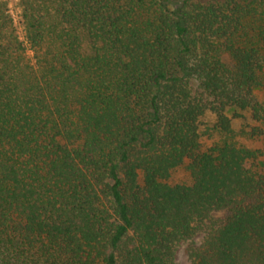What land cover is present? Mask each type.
Here are the masks:
<instances>
[{
  "label": "trees",
  "instance_id": "16d2710c",
  "mask_svg": "<svg viewBox=\"0 0 264 264\" xmlns=\"http://www.w3.org/2000/svg\"><path fill=\"white\" fill-rule=\"evenodd\" d=\"M18 5L20 32L0 0V264H175L197 234L190 264H264V172L226 114L264 124V0Z\"/></svg>",
  "mask_w": 264,
  "mask_h": 264
},
{
  "label": "rangeland",
  "instance_id": "374dc122",
  "mask_svg": "<svg viewBox=\"0 0 264 264\" xmlns=\"http://www.w3.org/2000/svg\"><path fill=\"white\" fill-rule=\"evenodd\" d=\"M206 1V0H205ZM9 11L15 21L18 31H21L20 20V8L18 5V0H7ZM264 79V73H263ZM192 92L198 94L196 83L191 82ZM255 94L258 100L264 103V82L260 88L255 90ZM227 116L231 118V127L237 133V140L240 144L248 147L251 150H255L258 155L257 160V170L264 172V124L253 120L248 112H243L242 116L234 117L233 110L226 112ZM217 117L211 112L207 111L205 115L200 119V131H202L205 136L203 139V148L209 146L212 142L218 139L220 136L218 131L214 129L216 125ZM242 131L249 134L242 136L240 134ZM255 133V134H254ZM253 134V135H252ZM186 162L180 167L171 171L170 177L167 182L170 184H182L189 183L190 176L185 169ZM203 235L197 234L191 240L181 242L176 248L174 255L175 264H190L189 251L191 248L196 247L201 241Z\"/></svg>",
  "mask_w": 264,
  "mask_h": 264
}]
</instances>
